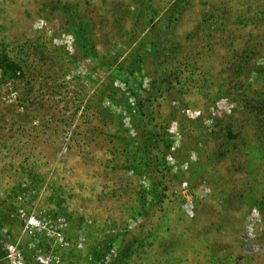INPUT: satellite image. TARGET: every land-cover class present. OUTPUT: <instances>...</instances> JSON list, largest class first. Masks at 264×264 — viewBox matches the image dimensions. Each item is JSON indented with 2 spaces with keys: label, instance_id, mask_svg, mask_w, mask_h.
Masks as SVG:
<instances>
[{
  "label": "rangeland",
  "instance_id": "1",
  "mask_svg": "<svg viewBox=\"0 0 264 264\" xmlns=\"http://www.w3.org/2000/svg\"><path fill=\"white\" fill-rule=\"evenodd\" d=\"M263 129L264 0H0V264H264Z\"/></svg>",
  "mask_w": 264,
  "mask_h": 264
},
{
  "label": "trees",
  "instance_id": "2",
  "mask_svg": "<svg viewBox=\"0 0 264 264\" xmlns=\"http://www.w3.org/2000/svg\"><path fill=\"white\" fill-rule=\"evenodd\" d=\"M13 65H14V68L12 69V73L14 74L16 71H24L25 70V68H27V66H21V65H19V68L17 67V63H12ZM25 72V71H24ZM264 130V129H263Z\"/></svg>",
  "mask_w": 264,
  "mask_h": 264
}]
</instances>
